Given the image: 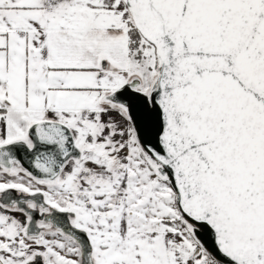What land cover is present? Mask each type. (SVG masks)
Instances as JSON below:
<instances>
[{
    "label": "snow or ice",
    "instance_id": "obj_1",
    "mask_svg": "<svg viewBox=\"0 0 264 264\" xmlns=\"http://www.w3.org/2000/svg\"><path fill=\"white\" fill-rule=\"evenodd\" d=\"M0 264H264V0H0Z\"/></svg>",
    "mask_w": 264,
    "mask_h": 264
}]
</instances>
